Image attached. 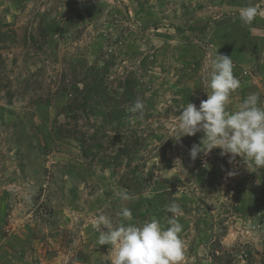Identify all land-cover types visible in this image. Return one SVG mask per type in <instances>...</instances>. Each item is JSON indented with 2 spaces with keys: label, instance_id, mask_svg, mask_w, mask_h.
Returning <instances> with one entry per match:
<instances>
[{
  "label": "rangeland",
  "instance_id": "374dc122",
  "mask_svg": "<svg viewBox=\"0 0 264 264\" xmlns=\"http://www.w3.org/2000/svg\"><path fill=\"white\" fill-rule=\"evenodd\" d=\"M257 3L0 0V259L111 264L115 249L98 244L96 218L118 227L120 210L142 196L161 217L135 215L136 224L155 218L167 227L165 205L182 209L183 264H264V169L249 172L241 157L229 163L218 148L193 161L202 132L175 141L182 109L207 99L216 52L231 57L240 82L227 110L252 93L264 107V6L251 24L239 16ZM250 27L260 39L255 55L222 51L226 28L232 38H249ZM90 69L104 73L103 86L117 97L119 85L132 81L143 114L127 105L112 125L67 114ZM124 141L132 153L112 161ZM124 190L133 199L122 201Z\"/></svg>",
  "mask_w": 264,
  "mask_h": 264
},
{
  "label": "clouds",
  "instance_id": "9594fccd",
  "mask_svg": "<svg viewBox=\"0 0 264 264\" xmlns=\"http://www.w3.org/2000/svg\"><path fill=\"white\" fill-rule=\"evenodd\" d=\"M262 6L264 0L242 8L239 13L242 23L251 24ZM211 65L207 99L201 101L199 108L188 102L182 109L176 117L175 141L202 132L200 144L193 145L189 153L193 161L200 153L207 155L218 148L220 156H229V163L241 157L249 172L264 169V107L259 95L249 94L235 111L227 110L230 95L239 89L240 82L233 75L231 57L216 52ZM144 107L143 101L137 99L129 111L142 115ZM177 163L181 166L179 160ZM234 175V172L228 173L230 177ZM119 195L122 201L133 199L127 190ZM165 207L172 214L167 227L155 218L136 224L127 207L120 210L122 222L118 227H113L106 215L96 218L94 226L100 233L98 244L111 245L115 249L111 264H183L185 251L180 237L183 226L177 219L182 209L175 202Z\"/></svg>",
  "mask_w": 264,
  "mask_h": 264
},
{
  "label": "trees",
  "instance_id": "16d2710c",
  "mask_svg": "<svg viewBox=\"0 0 264 264\" xmlns=\"http://www.w3.org/2000/svg\"><path fill=\"white\" fill-rule=\"evenodd\" d=\"M104 69V68H103ZM91 74H86V81L82 83V89H80V100L74 99V101L67 105V114L74 116L75 111H82L86 116H99L103 124H114L119 122L125 116V106H132L136 101L135 87L133 82L129 79L121 83L119 89H121V94L119 97L115 96V93H110L106 91V87L103 85V74L100 71H93L90 69ZM90 79H89V78ZM77 90V89H76ZM75 92V91H74ZM81 139H78L79 147L81 148V154L84 157L89 156L91 153L90 146H87L88 140L85 138L84 134H81ZM94 141V140H92ZM97 148L100 146L95 143L93 144ZM93 147V146H92ZM133 148L127 144V142L122 143V147L117 150L114 156L111 158L112 161L116 162L121 159V157L128 156L131 154ZM145 207V208H144ZM142 208H144L142 210ZM129 209L132 211V215L135 217L137 215L141 219L147 218L148 215L152 214L156 218L161 217V213L156 206V202L153 199H143L139 196L135 201L133 206ZM141 210V211H140ZM139 211L141 213H139Z\"/></svg>",
  "mask_w": 264,
  "mask_h": 264
},
{
  "label": "crops",
  "instance_id": "0c3cea01",
  "mask_svg": "<svg viewBox=\"0 0 264 264\" xmlns=\"http://www.w3.org/2000/svg\"><path fill=\"white\" fill-rule=\"evenodd\" d=\"M249 29H250V37L249 38H244L242 35L241 36L236 35L234 38H232V35H228L229 29L226 28V31H224L225 33H223L221 36L222 43L219 44L220 46L223 47L222 51H246L247 53H249V55L250 54L255 55L254 51L259 50L258 44L260 42V39L258 41L254 40L255 38L252 36L253 33L251 31V29H253V27H250ZM247 55H246V58H243V63H244V64H242L243 66H249V63H247V61H248V58H251V56L248 55V57H247ZM249 60H250V65H251L252 59H249ZM0 264H9V263H8V260L6 258L2 257L0 259ZM13 264H15V263H13Z\"/></svg>",
  "mask_w": 264,
  "mask_h": 264
}]
</instances>
